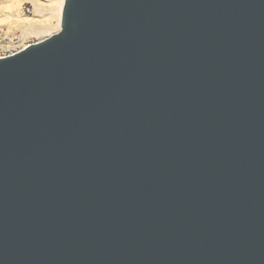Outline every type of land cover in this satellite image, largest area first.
Listing matches in <instances>:
<instances>
[{"label":"water","instance_id":"95a60500","mask_svg":"<svg viewBox=\"0 0 264 264\" xmlns=\"http://www.w3.org/2000/svg\"><path fill=\"white\" fill-rule=\"evenodd\" d=\"M0 264H264V0H64L0 57Z\"/></svg>","mask_w":264,"mask_h":264},{"label":"rangeland","instance_id":"374dc122","mask_svg":"<svg viewBox=\"0 0 264 264\" xmlns=\"http://www.w3.org/2000/svg\"><path fill=\"white\" fill-rule=\"evenodd\" d=\"M64 0H0V57L61 29Z\"/></svg>","mask_w":264,"mask_h":264}]
</instances>
